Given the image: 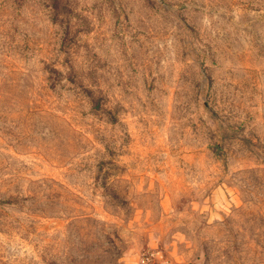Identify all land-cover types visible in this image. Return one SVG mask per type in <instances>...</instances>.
<instances>
[{"label": "rangeland", "instance_id": "374dc122", "mask_svg": "<svg viewBox=\"0 0 264 264\" xmlns=\"http://www.w3.org/2000/svg\"><path fill=\"white\" fill-rule=\"evenodd\" d=\"M0 264H264V0H0Z\"/></svg>", "mask_w": 264, "mask_h": 264}]
</instances>
